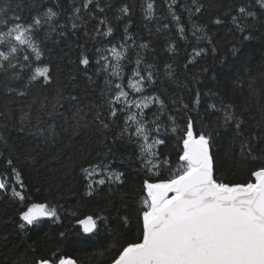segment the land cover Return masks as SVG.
Returning a JSON list of instances; mask_svg holds the SVG:
<instances>
[{"label":"snow or ice","instance_id":"1","mask_svg":"<svg viewBox=\"0 0 264 264\" xmlns=\"http://www.w3.org/2000/svg\"><path fill=\"white\" fill-rule=\"evenodd\" d=\"M176 5L177 0H171L168 3V13L178 25L180 39L184 40L187 29L179 26L180 17L174 10ZM41 7V0H28V8L37 9L29 21L21 14L22 4L16 3L13 7L11 0L0 4V74L21 79L22 72L29 73L22 89H9L17 97L28 96L26 89L30 85H37L41 89V93L19 108L12 107L17 103L12 99H6L0 104V128L8 132L15 131L20 141L18 147L11 146L8 156L0 153V158L5 160L14 179L21 182V173L11 158L12 152H17V159L23 163L35 167L40 164L42 145L55 147L63 136H67L73 143L84 135L91 139V133L95 132L98 134L99 144L107 146L111 131L113 146H135L136 159L140 165L138 170L159 172L161 166H166L171 172L166 180H144L140 207L136 209L137 238L120 245L111 264H264V65L253 72L250 65L245 63L244 71H238L232 76L223 85V91L217 77H213L217 81L216 90L204 93L217 98L206 110H210L213 118L207 122L201 118L198 134L194 133L196 121L190 113L196 112L199 115L201 92H195L191 104L182 97L179 101L173 99V103L180 105L176 110H183L188 119L183 136L178 137L182 142V150L177 154L179 162L175 171H172L171 158L164 156L161 159L162 154L157 151V146L165 143L159 136L161 128H166L161 123V117L167 111V104L158 94H145L147 89L157 83L158 78L153 71L157 66L146 63L144 57L137 53L134 60L136 67L128 78V87L141 95L138 99L130 98V93L116 81L123 79L121 61L128 58L123 49L131 48L135 45V40L126 36L125 42L119 46L122 50H118L116 46L107 49L115 63H109L108 57L98 48L96 51L100 54V59L96 61V75H104V87L100 89L101 101L84 103L87 92L82 95L77 90L79 86L74 83L76 75L69 74L66 77L69 83L66 84L54 80L49 66H34L37 62H43L44 41L52 39L53 34L61 37L65 35L63 31L57 32L58 13L47 5L40 11ZM93 7L95 11L103 13L106 9H111L112 5H101L98 0H82L79 7L73 8V15L69 18L73 30L79 29L82 24L86 26L84 15L91 19L97 18ZM181 7L189 16L193 36L198 42L206 41L213 55L217 48L208 35L209 23L219 26L225 23V17L229 18V32L237 34L244 42L256 38L253 30L264 29V0H228L227 4L223 0H212L211 3L208 0H192L190 6ZM133 10L128 4H122L116 9L119 15L114 19L120 21L128 17L130 20ZM142 11L144 19L151 21L154 18V3L147 2L146 7L142 5ZM206 12L209 16L208 23H192L193 16L204 15ZM99 25H103L106 30L102 31L97 26L96 35L105 38L113 35L114 29L107 18L100 19ZM163 27L167 29L169 25L164 24ZM85 35L88 33L85 32ZM127 41H132V44ZM138 47L148 49L149 45L141 43ZM167 51L172 54L176 49L170 44ZM207 51L203 47L194 49V56L201 57ZM237 51L233 47V54ZM21 52L26 53L22 58ZM90 63V58L82 51L78 59V64L82 67L78 71L86 76L88 86L95 84L92 76L87 74ZM142 63L145 64L144 68L140 67ZM196 63L198 61L195 59L188 60V64ZM164 68L163 75L170 84L178 89L188 87L177 78L171 64H165ZM199 82V75L194 74L193 86ZM160 83L163 84L164 80ZM48 89H52L51 95L45 94ZM175 96L176 93L173 92V98ZM37 104L39 107L33 120L29 113ZM153 106L156 111L152 113V119H148L145 110H150ZM58 116L63 117V123L59 125L52 122ZM169 120L172 131H179L176 121L171 116ZM113 125L115 130H112ZM225 138L228 140L230 154L240 163L252 166L250 182L230 184L217 178L213 150L218 147V140ZM0 145L6 149L9 147L8 136L0 135ZM177 147L181 148V145L178 144ZM237 147L238 152L235 151ZM109 153V161L80 168L84 178L90 181L86 185L88 197L98 194L99 188H94L93 184L114 185V188L109 187V193L119 191L123 184L124 173L111 170L112 148H109ZM101 173L103 178L92 181L93 176ZM0 190L7 191L3 178H0ZM11 192L12 197L21 202L26 199L15 188ZM112 211V208L106 207L82 219L78 218L75 211L72 212L71 215L77 217L75 224L79 227L75 230L72 227L60 230L55 237L57 247L54 251L50 250V256L40 254L35 246L36 241L29 243L22 239L13 245L11 264H79L75 259L66 258L61 252V246L70 242L86 246L92 240L99 242L106 234L115 235L117 231L127 229L131 224L128 212L115 208V215H112ZM42 219L62 224L58 206L32 203L19 216L20 233L27 235L29 231L38 229ZM71 224L70 220L69 225ZM70 236L77 239L70 241Z\"/></svg>","mask_w":264,"mask_h":264},{"label":"trees","instance_id":"2","mask_svg":"<svg viewBox=\"0 0 264 264\" xmlns=\"http://www.w3.org/2000/svg\"><path fill=\"white\" fill-rule=\"evenodd\" d=\"M6 0H0V4H4ZM103 5L108 3L112 5L111 9H106L105 12H97L93 7L96 19H91L84 15L85 24L73 30L71 27L72 21L69 19L73 15V8L79 7L82 0H41V9L43 6H50L53 11L58 13L56 18L57 32L63 31V37L53 34V38L45 40L43 44L44 56L42 63L37 62L34 66H49L54 77V80H60L64 83H69L66 77L69 74L77 76L74 81L79 87L78 91L83 93L84 103L101 101L100 89L104 87V75H96L97 63L100 59V54L96 51L98 48L104 56L108 57L109 63H115L107 51L113 46L118 50L120 45L125 42L126 36H131L135 40V45L131 48L123 49L127 59L121 61L123 65V79L116 81L124 86V90L130 93V98H139L141 94L132 92L128 87V78L132 75V70L136 67L134 60L137 53L142 55L146 63H152L157 67L153 69L157 75V83L152 88L146 90L145 94H158L167 104V111L161 117V123L166 125L161 128L159 138L165 143L157 146V151L160 152L161 159L168 156L172 160V171H175L178 161V152L182 150V142L178 137L183 136L184 129L188 117L183 110L177 111L180 107L179 103H173V99L179 101L183 100L189 104L195 98V92H201L202 100L200 104L199 115L196 112L190 113L195 119L194 133L198 134L200 131L201 118L205 122L213 118V114L208 109V105L216 102V97L213 95H204V93L216 90L217 81L213 77H217L221 90L223 85L238 71L243 72V65L247 63L252 68L253 72L260 66L264 65V29L259 31L253 30L255 39L244 42L240 40L237 34L229 32L231 24L228 22L229 18L225 17L223 25L208 24V35L213 40L217 48V52L213 55L210 47L206 41L198 42L192 34L191 23L187 12L183 11L181 6H190L192 0H177V5L174 10L180 17L179 26L187 29L185 32L186 39H180V33L177 31L178 25L172 16L168 13V3L165 0H98ZM147 2H153L155 5L154 18L151 21L144 19L142 5L146 7ZM209 3L212 0H208ZM228 0H223L227 4ZM13 7L16 3L23 6L21 13L27 20L36 14L37 9L28 8V0H11ZM122 4H128L133 7L130 20L128 17L120 21L114 19L119 15L116 11ZM11 15V13H10ZM215 15V10H213ZM159 17V19H156ZM107 18L114 32L110 37H103L96 35L95 28L99 26L101 30H106L103 25H99V20ZM192 23L202 24L209 22V16L206 12L204 15H196L191 18ZM77 23H81L77 21ZM164 24L169 27L165 29ZM160 31H157V29ZM85 32L88 35H85ZM43 38V33L40 34ZM132 44V41H127ZM148 44V49H140L139 44ZM172 45L176 52L170 54L167 49ZM208 49L206 55L201 57L194 56V49L199 48ZM236 47L238 51L233 54L232 49ZM87 55L91 63L88 67L87 74L92 76L95 84L88 86L86 76L78 71L81 68L78 64V59L81 52ZM26 54L21 52L20 56ZM189 59L198 61L196 64H188ZM103 63V61H101ZM165 64H171L175 70L177 78L184 81L188 87L178 89L174 84H170L164 77ZM187 65V68H185ZM141 68L145 64L140 65ZM158 69V70H157ZM206 69V71H205ZM198 74L200 82L193 86L192 76ZM27 71L21 73V79H16L10 75L0 74V104H3L6 99L17 101L13 104V108H19L24 103L30 101L35 95L41 93V89L37 85H30L26 91L28 96L17 97L14 91L9 89H22L27 83ZM146 75V73H145ZM112 79V77H108ZM164 80L161 84L160 81ZM87 86V87H86ZM71 85H69V88ZM166 90V91H165ZM52 89H48L45 94L51 95ZM173 92L176 96L173 98ZM39 105H34L33 110L29 115L35 119ZM119 107V105H117ZM148 114V119H152V113L156 111L153 106L150 110H145ZM18 116V113L16 114ZM67 115V113H65ZM171 116L176 121V126L179 129L177 132L172 131V124L169 120ZM15 122V121H13ZM53 123L59 125L63 123V117L58 116ZM121 119V124H122ZM115 130V125L113 129ZM0 135L8 136V145L6 149L0 145V153L4 156L9 155L12 145L20 144L17 139L15 131L8 132L0 128ZM97 133H91V139L87 135L81 136L74 143L63 136L61 141L55 147L48 146L43 148L41 154L40 164L32 167L17 159V152H12L11 158L15 161V167L21 173V182H17L11 169L6 165L4 159L0 158V177L3 178L7 185V191L0 190V264H11L13 258V245L20 242L22 239L29 243L36 241L41 255L51 254L50 250H55L57 247L55 237L62 229L72 227L73 230L79 226L75 224V219L71 215L72 212L78 214V218H84L86 215L96 213L106 207L112 208V215H115V208H119L121 212L127 211L131 217V224L123 231H117L115 235L106 234L101 237L99 242L96 240L90 241L86 246H79L75 243H68L66 246H61V252L66 258H71L79 261V264H111L112 260L118 254L117 249L120 245L126 244L128 241H133L138 235L137 212L136 209L140 207V201L143 196V182L145 179L150 182H157L162 179H168L171 172L166 166H161L159 172L153 170L151 173L138 170L139 160L136 159L137 150L134 145L113 146L111 143V131L109 132V140L107 146L99 144L97 140ZM222 135H225L222 133ZM29 139H32L29 137ZM218 147L213 151L216 156L217 164V178L223 182L230 184L250 182L251 165L240 163L238 159L234 158L228 148L227 138L218 140ZM71 145L65 147V145ZM180 144L181 148L177 145ZM109 148H112V158L110 160L111 170L123 172V184L120 185L119 191L109 193V187L114 185L105 184L97 186L93 184L94 188H99L98 194L88 197L86 195L88 189L86 185L90 182L86 180L80 171L81 166L89 167L92 164L109 161ZM238 152V147L235 149ZM74 161L75 163H71ZM5 173L7 175H5ZM103 178V173L92 177V181ZM21 183L23 188H21ZM15 188L21 191L26 199L21 202L18 198L12 197L11 189ZM39 189V191H37ZM109 201L112 203L110 204ZM32 203H43L49 206H58V212L62 219V224L53 223L50 220L42 219L40 227L29 231L27 235L20 233L18 228L19 216ZM114 206V207H113ZM72 224L69 225V221ZM115 224V221L113 222ZM77 237L70 236L69 240L74 241ZM115 245V247H112Z\"/></svg>","mask_w":264,"mask_h":264},{"label":"water","instance_id":"3","mask_svg":"<svg viewBox=\"0 0 264 264\" xmlns=\"http://www.w3.org/2000/svg\"><path fill=\"white\" fill-rule=\"evenodd\" d=\"M1 178V177H0Z\"/></svg>","mask_w":264,"mask_h":264}]
</instances>
